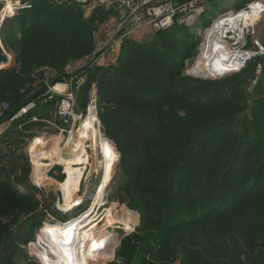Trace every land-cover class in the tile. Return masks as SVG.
I'll use <instances>...</instances> for the list:
<instances>
[{
	"label": "rangeland",
	"instance_id": "1",
	"mask_svg": "<svg viewBox=\"0 0 264 264\" xmlns=\"http://www.w3.org/2000/svg\"><path fill=\"white\" fill-rule=\"evenodd\" d=\"M9 1L13 6L15 3L28 5L32 2L40 10L41 16L23 6L14 10L12 16L0 27V46L8 58L4 70L13 73L14 83V89L8 90L0 81V96H4L7 105L0 117V179L10 183L27 204L23 213L0 216V264H5L8 257L12 264H42L36 250L30 246L37 230L46 223L58 228L83 216L97 219V227L100 229L107 225V235H113V258L108 264H229L219 252L208 253L202 249L210 239L224 237L223 234H218V226L229 223L232 228L228 229H235L234 213L219 216V212H213L193 225L181 226L168 232L153 227V240L144 239L139 232L142 207L134 209L130 205L132 199L127 187L122 184L123 179L120 178L119 158L114 166L112 184L107 185L103 197L99 195L98 185L103 158L99 143L96 148L93 147L92 139L85 143L88 162L76 166L81 172L77 184H74L75 180L65 185H60L57 181H54L56 184H51L50 180L44 177L48 176L51 166L60 161L63 145L75 129L74 126L79 124L76 122L64 125L59 119L56 109L61 98H49V95L45 94L42 81L44 76L46 75V81L61 80L67 67L75 69L77 66H85L86 63L88 65L92 61L90 59L93 58V53H97L99 60L84 72L82 85L74 89L73 112L76 115L82 114L84 118L91 100L92 86L87 89L85 101H78L77 96L84 95L82 88L85 86L87 73L94 75L108 64H116L121 45L126 41L150 44L159 41L156 36L158 31L165 30L154 31L153 28H148L135 32L131 37H125L120 43L109 48V51L100 57V43H111L119 36L114 33L115 28L113 31L104 29V23L114 17L112 10H108V16L99 21L93 16L97 8L93 5V0H0V11ZM196 1L172 0L173 5L180 11L178 19H174V25L181 27L171 31L180 37H186L184 43L189 42L178 80L192 81L198 87L202 81L213 83L214 89L210 87L208 91H212L219 98L216 109H220L223 115L212 114V120L224 122L235 133H247L251 138H256L260 143L259 148L264 150V137L253 130L257 118H260L259 114L264 115V51L259 49V45L264 48V25L257 27L261 14L250 27H245L242 39L237 40L232 34H228L226 38L230 50L257 54H253V58L242 69L213 79H203L190 74L201 52L205 32L213 22L225 13L246 10L249 4L258 0H201V3L195 4ZM197 9L198 13L192 12ZM190 14L193 16L187 20L186 17ZM22 15L23 22H19L18 18ZM182 18L188 22H181ZM54 27H57L58 35L70 40L79 36L91 39L92 51L85 55L65 52L64 56L53 64L47 55L46 46L40 41L39 32H46ZM132 51L134 55H142L141 51ZM42 72H45V75L39 77ZM74 83L76 81H73L72 85ZM197 93L203 96L206 92L199 89ZM259 106L262 109H259ZM23 109L26 111L23 112ZM262 121L264 122V119ZM99 131L105 144L103 138L106 137L101 124ZM38 139L40 142H36ZM223 154L225 156L226 153ZM252 173L245 172L242 190L247 191L252 187L246 183V178ZM243 208L244 206H241L239 210ZM216 217H220L221 222H217ZM24 239L26 243L22 244ZM151 251L154 255L146 257Z\"/></svg>",
	"mask_w": 264,
	"mask_h": 264
},
{
	"label": "trees",
	"instance_id": "2",
	"mask_svg": "<svg viewBox=\"0 0 264 264\" xmlns=\"http://www.w3.org/2000/svg\"><path fill=\"white\" fill-rule=\"evenodd\" d=\"M258 1L264 6L263 0ZM29 5L40 15L34 3ZM109 13L97 7L93 16L100 21ZM18 21L23 22V15ZM257 24L264 25V9ZM179 27L158 31L159 41L150 44L123 43L116 64L94 75L87 73L84 95L77 100L85 101L87 89L95 83L98 119L106 137L102 138L119 152L120 178L132 199L130 205L142 207L141 237L153 240V227L168 232L193 225L213 212L219 216L231 212L236 216L235 229L230 231L229 223L218 226V234L224 237L210 239L202 250L219 252L229 264H264V150L256 138L212 120V114L223 115L216 109L219 98L208 91L214 89L213 83L202 81L198 87L192 81L178 80L189 45L184 43L186 37L173 33ZM39 37L53 64L65 52L85 55L93 49L91 39L64 38L57 27L39 32ZM135 49L142 55H134ZM12 74L0 72L2 86L8 90L14 89ZM199 89L205 95L198 94ZM4 100L0 96V103ZM259 115L253 130L264 137V115ZM246 171L253 172L246 178L252 185L247 191L242 190ZM26 209L13 186L0 179V216ZM215 219L221 222L220 217ZM152 251L146 257L153 256ZM5 264L12 260L8 257Z\"/></svg>",
	"mask_w": 264,
	"mask_h": 264
},
{
	"label": "bare ground",
	"instance_id": "3",
	"mask_svg": "<svg viewBox=\"0 0 264 264\" xmlns=\"http://www.w3.org/2000/svg\"><path fill=\"white\" fill-rule=\"evenodd\" d=\"M263 9V4L258 1L249 4L246 10L219 16L206 30L201 52L196 58L190 74L203 79H211L242 69L253 54L230 50L226 38L228 34H232L235 39H242L245 27H250L259 18ZM13 11V5L10 1L7 2L0 11L1 25L8 17L12 16ZM78 123L61 149L60 161H56L51 166V168L55 165L62 167V171L56 170L55 175L64 174V180L60 182L54 177H44L50 180L51 184H56L54 181H57L60 185H65L72 180H75L74 184H77L81 172L76 166L88 162L89 156L85 143L92 139L93 147L96 148L99 143L100 154L103 158L98 185L99 195L103 197L105 188L112 180L119 154L115 149L103 144L99 131L100 122L94 109L90 107L86 116L81 117ZM36 142H40V140L38 139ZM98 224L97 219L90 216L68 221L58 228L46 223L37 230L34 242H31L30 246L34 247L42 264H108L113 258L111 248L113 235H107V225L100 229L97 227ZM38 243L39 245H37Z\"/></svg>",
	"mask_w": 264,
	"mask_h": 264
},
{
	"label": "built area",
	"instance_id": "4",
	"mask_svg": "<svg viewBox=\"0 0 264 264\" xmlns=\"http://www.w3.org/2000/svg\"><path fill=\"white\" fill-rule=\"evenodd\" d=\"M93 5L95 7H103L105 10H112L114 17H110L108 21L104 23L105 30L113 31L119 36L116 40L111 43H100V57L109 51V48L114 47L116 44L125 37H131L135 32L141 31L143 29L153 28L154 31L166 30L174 25V19L180 11L173 5L172 0H93ZM201 3V0H197L195 4ZM30 8L31 5H21L15 3L13 10H17L21 7ZM198 10L192 11L193 13H198ZM183 14V13H182ZM193 14L187 16V20L192 17ZM178 19V18H177ZM181 22L187 23L188 21L181 19ZM259 49L264 51V48L259 45ZM99 55V54H98ZM91 63L85 66H77L75 69H70L67 67L63 79H56V81H46L45 75L42 79L45 85V94L49 95V98L59 97L61 98L60 103L57 105L56 113L62 123L70 124L76 123L83 116L82 114H75L73 112L74 107V89H78L83 81L84 72L93 67L99 57L97 53H93V58ZM55 75H53L54 77ZM58 75L56 74V77ZM55 77V78H56ZM73 81H76L72 85ZM57 95V96H56ZM90 102L87 105V113L90 109L95 110L97 113V95L95 85H92L90 90ZM0 117L2 115L3 109L7 107L6 103L3 101L0 103ZM26 109H23L25 112ZM76 126H74L75 128Z\"/></svg>",
	"mask_w": 264,
	"mask_h": 264
},
{
	"label": "water",
	"instance_id": "5",
	"mask_svg": "<svg viewBox=\"0 0 264 264\" xmlns=\"http://www.w3.org/2000/svg\"><path fill=\"white\" fill-rule=\"evenodd\" d=\"M0 27H1V24H0ZM254 54V56H257V54L256 53H253ZM7 62H8V58H7V56L4 54V52L2 51V48H1V46H0V71H2V70H4V67H5V65L7 64ZM206 79H210V78H206ZM211 79H213V78H211ZM65 150V149H64ZM58 171V172H61L62 171V167L61 166H59V165H55L54 167H52L51 169H50V171H48V177H54L56 180H58V181H60V182H62L63 180H64V178H65V176H64V174H60V175H58V176H56L55 175V171Z\"/></svg>",
	"mask_w": 264,
	"mask_h": 264
}]
</instances>
